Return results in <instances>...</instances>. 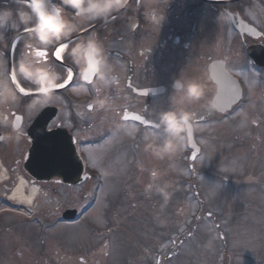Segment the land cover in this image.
<instances>
[{
    "label": "flooded vegetation",
    "instance_id": "1",
    "mask_svg": "<svg viewBox=\"0 0 264 264\" xmlns=\"http://www.w3.org/2000/svg\"><path fill=\"white\" fill-rule=\"evenodd\" d=\"M49 6L53 11L58 9L60 0H50ZM151 8L165 13L161 27L147 23L145 13ZM63 14L77 30L56 44L36 46L30 28L25 25L9 31L0 43V78L6 79L16 94V102L0 105V112H6L9 124L19 130L17 135L10 126L0 127V137H11L0 139V163L4 169L0 174L8 175L9 179L0 193L5 210L13 206L6 197L20 176L30 184L35 182L25 169L29 152L34 148L31 133L42 136L45 141L46 134L65 133L86 160L85 171L78 180L86 177L84 184H87L94 178L85 150L99 147V138L118 130L125 132L128 126L137 129L135 142L148 132L162 137L163 129L156 127L159 113L183 107L193 114V133L197 140H203L209 133L217 135L222 129L223 135H235L232 142H226L222 135L220 142L230 144L225 159L237 149L239 156L246 160H242L244 168L236 182L227 177H222L221 182L230 184L231 194L242 199V205L239 199L234 201L236 209L264 212V0H130L108 22L78 17L71 9H64ZM92 34L103 43L117 80L108 88L99 85L94 77L82 80L68 55L75 43ZM60 44L68 45L62 61L51 55ZM37 50L47 51L48 57H40ZM37 57L39 66L60 73L58 84L65 82L67 69L71 68L74 76L66 87L56 88L47 103H37L29 109L30 102L41 100V93L31 82L17 78L29 95L20 93L11 80V73L15 72L17 77L19 59ZM227 73L241 89L243 100L227 105L224 90L216 110L209 112L205 104L209 99L215 102L219 90L226 85ZM179 75L204 84L206 95L199 103L182 106L172 103V83ZM229 91L237 92L233 86ZM102 98L108 101L103 109L96 104ZM47 110L52 119L46 124L39 117ZM134 115L144 117L151 126L133 120ZM245 134L255 137L245 144L241 153L237 148L239 136ZM188 167L193 169L192 165ZM228 167L229 164L224 166L223 175L227 174ZM63 181L53 177L40 185L42 189L51 185L78 188L81 193L82 185L66 186Z\"/></svg>",
    "mask_w": 264,
    "mask_h": 264
},
{
    "label": "rangeland",
    "instance_id": "2",
    "mask_svg": "<svg viewBox=\"0 0 264 264\" xmlns=\"http://www.w3.org/2000/svg\"><path fill=\"white\" fill-rule=\"evenodd\" d=\"M136 130L112 132L85 150L94 179L82 193L48 186L39 191L32 214L0 206V264H264V212L236 209L239 198L221 182H236L245 160L237 149L225 159L230 144L220 142L224 129L197 141L200 178L192 188L183 161L186 142L182 151L158 158L145 146L161 143L165 133L148 132L135 142ZM223 137L232 142L235 135ZM239 137L243 153L255 136ZM196 192L210 215L197 214ZM70 208L85 210L79 222L51 226ZM38 218L46 225L39 226Z\"/></svg>",
    "mask_w": 264,
    "mask_h": 264
},
{
    "label": "clouds",
    "instance_id": "3",
    "mask_svg": "<svg viewBox=\"0 0 264 264\" xmlns=\"http://www.w3.org/2000/svg\"><path fill=\"white\" fill-rule=\"evenodd\" d=\"M129 2L130 0H60L59 11H53L49 6L50 0H0V43L5 41L9 31L14 32L20 25H25L30 28L35 45L47 47L66 39L77 30V26L63 14L64 9H71L78 17L91 21L108 22L113 15L126 8ZM10 4L17 7L14 9ZM22 7L26 10H22ZM165 18V13L157 8H151L145 13L147 23L153 26L161 27ZM32 46L30 43L29 47ZM68 55L82 80L89 81L94 77L99 85L105 88L117 83L104 45L95 34L75 43L68 50ZM37 59L38 57L21 58L16 64L17 78L31 82L41 93V100L30 102L29 109L35 107L37 103H47L61 79L60 73L50 67L39 66ZM172 88L174 91L170 99L175 105L199 103L206 95L203 83L181 75L173 80ZM15 102V91L6 79L0 78V105ZM107 103V98L96 101L101 109L105 108ZM205 108L213 112L217 105L213 99H209ZM7 116L6 112H0V127L10 126L12 131L19 135V130L9 124ZM193 119V114L183 107L161 111L156 127L163 129L165 138L159 144L149 142L145 150L151 151L158 158L172 156L182 151L186 135L189 137L193 131ZM156 175L155 172L152 173L153 178ZM158 190L164 191L163 188Z\"/></svg>",
    "mask_w": 264,
    "mask_h": 264
},
{
    "label": "water",
    "instance_id": "4",
    "mask_svg": "<svg viewBox=\"0 0 264 264\" xmlns=\"http://www.w3.org/2000/svg\"><path fill=\"white\" fill-rule=\"evenodd\" d=\"M45 114L39 118L45 120L46 124L52 117ZM46 116V117H45ZM34 148L30 152L29 163L27 165L29 174L38 180L50 179L58 176L64 179L65 184L77 185L79 176L82 173V167L77 160L76 153L69 140L59 133L46 134V145L42 136L33 135ZM198 154L195 151L193 157ZM76 213H67L64 215L66 221H73Z\"/></svg>",
    "mask_w": 264,
    "mask_h": 264
},
{
    "label": "snow or ice",
    "instance_id": "5",
    "mask_svg": "<svg viewBox=\"0 0 264 264\" xmlns=\"http://www.w3.org/2000/svg\"><path fill=\"white\" fill-rule=\"evenodd\" d=\"M54 11H59V9H55ZM68 45L67 44H60L57 48H55L51 55L58 61H62L63 60V53L64 51L67 49ZM37 55H39L40 57H44V58H47L49 53L47 51H44V50H37ZM67 72V75H66V79H65V82L64 83H60L57 85L56 88H64L66 87L69 83H71L72 79H73V76H74V73H73V70L71 68L67 69L66 70ZM11 80L13 82V84L17 87L18 91L24 95H29V93L26 91V89L24 87H22L19 82L17 81V77L15 75V72L11 73ZM239 93L237 92H229L228 93V98L226 100V104L227 105H231L237 98ZM127 115H125V119H127ZM19 119V117H18ZM132 119L133 120H136V121H140L142 123H145L147 124L148 121L144 119V117L140 116V115H134L132 116ZM191 137V134L190 136ZM157 264H159V261H157Z\"/></svg>",
    "mask_w": 264,
    "mask_h": 264
},
{
    "label": "bare ground",
    "instance_id": "6",
    "mask_svg": "<svg viewBox=\"0 0 264 264\" xmlns=\"http://www.w3.org/2000/svg\"><path fill=\"white\" fill-rule=\"evenodd\" d=\"M4 177L0 179V183H3ZM39 189L37 187H31L28 183L20 178L18 185L16 186L11 199L22 206L31 207L38 197Z\"/></svg>",
    "mask_w": 264,
    "mask_h": 264
}]
</instances>
